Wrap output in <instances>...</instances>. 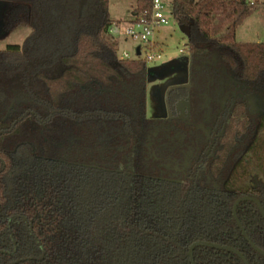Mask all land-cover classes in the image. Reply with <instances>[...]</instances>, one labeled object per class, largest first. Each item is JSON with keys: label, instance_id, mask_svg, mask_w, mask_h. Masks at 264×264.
Here are the masks:
<instances>
[{"label": "trees", "instance_id": "16d2710c", "mask_svg": "<svg viewBox=\"0 0 264 264\" xmlns=\"http://www.w3.org/2000/svg\"><path fill=\"white\" fill-rule=\"evenodd\" d=\"M3 1L32 30L0 48V264H193L199 240L231 248L199 244L196 264H264L259 203L237 206L246 231L234 212L264 207V41L237 39L256 2L172 0L189 114L161 119L111 0Z\"/></svg>", "mask_w": 264, "mask_h": 264}, {"label": "rangeland", "instance_id": "374dc122", "mask_svg": "<svg viewBox=\"0 0 264 264\" xmlns=\"http://www.w3.org/2000/svg\"><path fill=\"white\" fill-rule=\"evenodd\" d=\"M79 1L81 5H84L93 0ZM251 1L256 2L255 10L249 18L247 17L245 24L241 26L239 36L242 39L249 34L250 37L257 39L256 41H264V0ZM135 4L136 0H111V14L117 22L115 23V30L108 32L110 37L116 36L119 40L120 54L128 48L132 58L136 57V47L141 42L125 39L121 29L125 28L133 16ZM10 6L9 2L0 0V48H5L11 43L27 44L32 30L30 26L18 25L13 16L8 18L7 12ZM167 11L171 18L170 23L159 25L154 37L155 41L152 42L153 46L148 45V47L163 51L162 55L157 57L155 61L148 62L147 71V115L161 119L187 116L190 103L188 95L178 91L175 93V98H172L174 90L190 85L191 63L181 59L188 55L183 52L188 42V32L170 14L171 8H168ZM257 99L255 95L251 108L256 109L258 107Z\"/></svg>", "mask_w": 264, "mask_h": 264}, {"label": "built area", "instance_id": "2783aa9c", "mask_svg": "<svg viewBox=\"0 0 264 264\" xmlns=\"http://www.w3.org/2000/svg\"><path fill=\"white\" fill-rule=\"evenodd\" d=\"M172 0H152V9L150 16L141 15L130 20L125 28L121 29V33L127 40H139L141 43L136 47V56L140 47L141 54L147 58L148 62L155 61L160 57L163 51L148 47L155 41L157 27L161 24L170 23V15L167 9L171 8ZM172 14V10L170 12ZM115 30V24L110 27V31ZM120 34V35H122ZM153 46V45H152ZM184 51V49H183ZM121 57L132 58L128 48L120 54Z\"/></svg>", "mask_w": 264, "mask_h": 264}, {"label": "water", "instance_id": "95a60500", "mask_svg": "<svg viewBox=\"0 0 264 264\" xmlns=\"http://www.w3.org/2000/svg\"><path fill=\"white\" fill-rule=\"evenodd\" d=\"M138 53H140V47H139ZM190 58H191L190 55H185V56L182 57L181 59H185V60H187V61L189 62V61H190ZM181 59H179V60H181ZM157 68H159V67L157 66ZM254 98H255V95H254V94H250V95L248 96V105H249V106L253 105ZM246 199H253V200L257 201V202L259 203L261 209H262V212L264 213V207H263L261 201H260L256 196H254V195H242V196H240V197L236 200V202H235V205H234V212H235V216H236V218L238 219V221H239L241 227H242L244 230H245V228H244V226L242 225V223H241V221H240V218H239V216H238L237 206H238V204H239L242 200H246ZM245 231H246V230H245ZM245 233L247 234L248 238H250V236L248 235V233H247V232H245ZM199 244H212V245H216V246H224V247H229V248H231L230 246H227V245H222V244L213 243V242H209V241H204V240L196 241V242H194V243L191 245V247H190V255H191V260H192V263H193V264H196V263H195V258H194V249H195V247H196L197 245H199ZM253 244H255V243L253 242ZM255 245H256V244H255ZM256 247H258V246H256ZM258 248L260 249V247H258ZM235 250H236V249H235ZM246 261H247V264H249L248 260H246Z\"/></svg>", "mask_w": 264, "mask_h": 264}, {"label": "crops", "instance_id": "0c3cea01", "mask_svg": "<svg viewBox=\"0 0 264 264\" xmlns=\"http://www.w3.org/2000/svg\"><path fill=\"white\" fill-rule=\"evenodd\" d=\"M250 16H251V15H250ZM250 16H249V17H250ZM249 17H248V18H249ZM248 18H246L245 21H244L241 25H239L238 28H237V39L240 40V41H256V40H257V39L255 40V38H253V37H250L249 34L246 35V36H244V38H242V39H241L240 36H239L240 30H241V26H242L243 24H245V22H246V20H247ZM129 21H130V20H129ZM127 42H128V41H127ZM187 44H188V42L186 43V46H187ZM119 53H120V50H119Z\"/></svg>", "mask_w": 264, "mask_h": 264}]
</instances>
